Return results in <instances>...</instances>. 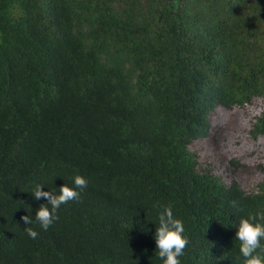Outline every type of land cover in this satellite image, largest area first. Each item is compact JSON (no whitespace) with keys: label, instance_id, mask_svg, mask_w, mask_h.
I'll return each instance as SVG.
<instances>
[{"label":"trees","instance_id":"trees-1","mask_svg":"<svg viewBox=\"0 0 264 264\" xmlns=\"http://www.w3.org/2000/svg\"><path fill=\"white\" fill-rule=\"evenodd\" d=\"M232 113L260 147L217 164L195 145ZM76 175L88 187L43 230L33 190ZM165 207L181 264H244L236 227L264 211V0H0V264H162Z\"/></svg>","mask_w":264,"mask_h":264},{"label":"clouds","instance_id":"clouds-1","mask_svg":"<svg viewBox=\"0 0 264 264\" xmlns=\"http://www.w3.org/2000/svg\"><path fill=\"white\" fill-rule=\"evenodd\" d=\"M42 185H37L32 192L36 200L44 198L46 203L39 206L35 213V222L47 231L59 219L57 212L62 205L78 199L81 192L88 187V181L81 175L72 179V186L66 184L58 191H44ZM235 203V202H234ZM25 225L32 224L28 215L21 218ZM27 235L36 239L38 232L26 228ZM183 221L176 218L171 207H165L159 215V226L155 231V249L162 264H181L180 258L188 244ZM235 239L239 241V253L244 258V264H264V211L255 216L241 218L236 227Z\"/></svg>","mask_w":264,"mask_h":264},{"label":"rangeland","instance_id":"rangeland-1","mask_svg":"<svg viewBox=\"0 0 264 264\" xmlns=\"http://www.w3.org/2000/svg\"><path fill=\"white\" fill-rule=\"evenodd\" d=\"M236 113L224 114L213 121L210 137L195 145V149L203 157H210L217 164L226 163L231 156L242 157L244 160L251 158L249 151L256 150L260 146L252 135L248 134ZM254 174L251 170L241 175L240 183L247 188Z\"/></svg>","mask_w":264,"mask_h":264}]
</instances>
